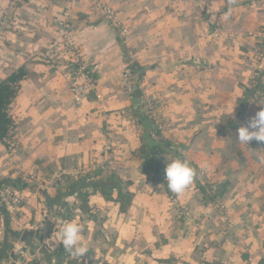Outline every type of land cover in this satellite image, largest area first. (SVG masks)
<instances>
[{
	"label": "crops",
	"instance_id": "1",
	"mask_svg": "<svg viewBox=\"0 0 264 264\" xmlns=\"http://www.w3.org/2000/svg\"><path fill=\"white\" fill-rule=\"evenodd\" d=\"M97 1L18 0L9 10L13 28L0 35V81L24 70L9 109L10 145L0 142V180L30 187L16 189L18 207L0 204V241L6 229L38 232L27 247L8 238L12 263L45 264L46 253L63 246L59 226L76 221L105 264H199L205 253L220 264H264V182L247 179L241 157L225 147L262 108L249 96L257 82L264 87V0H108L125 34L93 9ZM9 3L0 0V15ZM64 19L97 81L76 109L64 76L65 65L76 66L57 34ZM127 69L138 98L147 92L154 99V140L169 144L154 172L141 168L139 135L150 119L134 102L135 89L127 91ZM108 142L113 166L103 163ZM180 154L204 176L201 183L212 184L206 196L196 179L181 195L167 189V162ZM63 180L76 185L47 205ZM93 181L116 186L105 198ZM222 182L223 194L214 197ZM80 190L87 200L76 197Z\"/></svg>",
	"mask_w": 264,
	"mask_h": 264
},
{
	"label": "trees",
	"instance_id": "2",
	"mask_svg": "<svg viewBox=\"0 0 264 264\" xmlns=\"http://www.w3.org/2000/svg\"><path fill=\"white\" fill-rule=\"evenodd\" d=\"M262 45L263 42L261 41L260 46ZM23 75L24 70L18 69L12 71L0 81V142L5 143L7 145H10V143H8V140L12 138V130L14 129L13 118L10 115L9 109L13 99L17 94V85L22 79ZM260 84L261 83L257 82L249 96L250 99L256 102H258L260 96H256L255 92H260L261 95L264 97V87H262ZM144 116L147 117V114L145 113ZM139 139L141 148L138 154H140L139 156L143 158V161L141 162V168L146 172H154L157 170V167H153L151 162V156L149 153H147L149 148L146 145L143 133H140ZM162 145L168 146L169 144L163 140H160L156 146L151 148V150H153V152L157 154L161 153L164 151ZM225 145V147H227V150L232 153V158L236 156L241 157L238 163H242L245 165L246 170L244 173L247 179L253 181L260 180V182H264V164H260L258 161V157L264 156L263 142H257L253 139L249 143V145H246V147H244V145L239 143L237 138H233L232 140H228ZM253 155L254 157H252ZM202 177L204 176L201 175V177H198V175H196L195 179L199 190H201L203 196H206V194H208V192L212 190V184L208 182L201 183ZM80 178L84 179L85 177ZM75 185L76 184L74 180H63V183H61L60 181H55L53 184V189L55 191L54 197L51 198L46 196L47 205H52L54 201L64 197L67 194L68 190L72 189ZM4 186H10L14 189H18L19 187V190L30 188L27 181L24 182L20 179H7L0 181V188ZM114 186H116L115 183L106 187L100 182H92V187L94 188V190L101 192L105 196V198L109 197L111 189ZM224 186L225 184L222 182L221 187L219 186V188L214 194V197H220L223 194ZM76 197L78 199L81 198L80 200H87V193L85 191L80 190L77 192ZM0 209H2V211L4 212L3 206ZM31 231V234H27V232H24L23 230L10 231L6 229L3 239L0 241V264H16L12 263V260L17 258V256L15 254L13 255L10 252L12 249V245L9 243L8 238L19 239V241L23 239L25 241V244H21L23 247L31 246L33 243V239L37 236L34 230ZM201 258V260H203V258L204 260L206 259L205 262L203 261L205 264H220L219 261L211 259V256H209L207 253L203 254ZM45 259V264H59L61 262H64V264H96L97 261L95 258V253L91 250H88V252L82 257L73 258L69 255L67 251H65L63 246H59L53 251L46 253ZM30 264L40 263L38 261H32L30 262Z\"/></svg>",
	"mask_w": 264,
	"mask_h": 264
},
{
	"label": "built area",
	"instance_id": "3",
	"mask_svg": "<svg viewBox=\"0 0 264 264\" xmlns=\"http://www.w3.org/2000/svg\"><path fill=\"white\" fill-rule=\"evenodd\" d=\"M17 1L18 0H10L8 7L1 11L0 35L2 34V30L4 28H13L14 21L11 22V19L9 18V10L12 5H14ZM92 7L94 10L99 11L105 17L104 19L107 20L108 23L113 24L123 34L126 33L125 27L121 25L116 12L111 7L108 0H99L95 2ZM57 34L60 37V45L63 48L62 53L64 52L70 62H72V64L76 66L74 70H69L70 68L67 65H65L66 67H64L60 63H57V66H63L65 68L64 76L69 80L70 83L68 91L72 98V105L76 109L83 103L85 99L88 98V95L96 89L97 81L91 75L86 74L85 63L81 58L77 46L71 37V25L67 20L64 19L58 22ZM53 51L55 50L50 51V53ZM1 53L2 51L0 42V57ZM252 76L254 83L256 84V80L260 77V72L258 70H255ZM123 79L125 81L127 91L132 93L133 89H135L133 88V86H136V83H134V81L132 80L130 70L127 69L123 73ZM255 95L260 96V99L258 100L259 102L264 101V97L261 95L260 92H255ZM153 100V97H151L147 92H144V94H142L138 98L139 105L143 108V111L149 116V119L154 123L156 127L155 130L150 132V136L154 140L156 138V134L154 131H156V129H160V117L158 111H156ZM262 108H264V105H262ZM112 153L113 146L111 145V143L108 142L102 148V157L104 158L103 163L109 166L114 165L115 159L113 158ZM21 201L22 197L20 193L13 187L4 186L0 188V204L3 205L6 209H11L13 207L18 206ZM96 260V264H105L104 261L99 257H97ZM61 264H64V262Z\"/></svg>",
	"mask_w": 264,
	"mask_h": 264
},
{
	"label": "clouds",
	"instance_id": "4",
	"mask_svg": "<svg viewBox=\"0 0 264 264\" xmlns=\"http://www.w3.org/2000/svg\"><path fill=\"white\" fill-rule=\"evenodd\" d=\"M229 3H234V0H229ZM227 14H230V9ZM258 104L264 105V101ZM253 139L257 142H264V108L257 111L249 119L246 126L238 128L237 140L240 144L249 145ZM177 151L182 152L180 149ZM258 161L260 164H264V156L258 157ZM196 175V169L192 167L191 162L186 157L182 154L175 156L170 161L168 160L165 168L167 189L172 193L181 195L192 185ZM55 235L59 243L63 244L65 251L73 258L82 257L89 250L82 237V226L76 221L62 223Z\"/></svg>",
	"mask_w": 264,
	"mask_h": 264
},
{
	"label": "water",
	"instance_id": "5",
	"mask_svg": "<svg viewBox=\"0 0 264 264\" xmlns=\"http://www.w3.org/2000/svg\"><path fill=\"white\" fill-rule=\"evenodd\" d=\"M136 65L134 64V63H131L130 64V67L131 68H133V69H135L136 71H137V69H136V67H135ZM139 72H140V74L141 75H143V69H139ZM135 95H136V97H135V99H134V102H137L138 101V96H139V91L135 88ZM143 126H144V129H145V131H144V138H145V141H146V144L149 146V147H154V146H156L157 145V141H155V140H153L152 138H151V136H150V130L151 131H153V130H155V127H154V124L152 123V121H150V120H147V121H145L144 123H143ZM167 151H170V149H166ZM152 157H153V166L154 167H156L157 165V160H158V158H159V156H158V154L157 153H155V154H153L152 155ZM160 171H161V169H160ZM18 231H20V230H18ZM23 231L24 232H27V234H31V230H27V229H23ZM36 232V231H35ZM38 232H36V234H37ZM38 238V234H37V236L34 238V239H37ZM20 243L21 244H25V241L23 240V239H21L20 240Z\"/></svg>",
	"mask_w": 264,
	"mask_h": 264
},
{
	"label": "rangeland",
	"instance_id": "6",
	"mask_svg": "<svg viewBox=\"0 0 264 264\" xmlns=\"http://www.w3.org/2000/svg\"><path fill=\"white\" fill-rule=\"evenodd\" d=\"M32 180H30V182H31ZM22 202V201H21ZM21 204V203H20ZM19 204V205H20ZM18 205V206H19ZM18 206H16V207H18ZM16 207H14V208H16ZM206 260V259H205ZM205 260H204V258H203V260H201L200 262H199V264H205L204 262H205ZM204 261V262H203ZM175 264H178V262L177 263H175ZM186 264H188V263H186ZM215 264H217V263H215Z\"/></svg>",
	"mask_w": 264,
	"mask_h": 264
}]
</instances>
